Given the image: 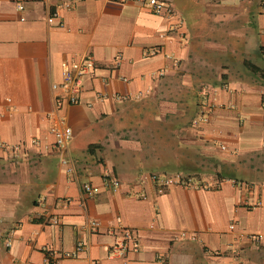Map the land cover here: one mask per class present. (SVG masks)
<instances>
[{
	"label": "crops",
	"instance_id": "crops-1",
	"mask_svg": "<svg viewBox=\"0 0 264 264\" xmlns=\"http://www.w3.org/2000/svg\"><path fill=\"white\" fill-rule=\"evenodd\" d=\"M162 1L0 0V264H264V0ZM87 55L79 102L58 106L62 62ZM125 229L137 247L111 257Z\"/></svg>",
	"mask_w": 264,
	"mask_h": 264
},
{
	"label": "built area",
	"instance_id": "built-area-1",
	"mask_svg": "<svg viewBox=\"0 0 264 264\" xmlns=\"http://www.w3.org/2000/svg\"><path fill=\"white\" fill-rule=\"evenodd\" d=\"M149 4L157 11L162 10H171V6L162 0H149ZM54 15L49 17V21H54ZM158 50L155 48L149 49L147 54L153 55L157 53ZM121 58V55L118 56L117 60ZM95 68V62L92 56L87 55L78 60H64L62 62V79L59 82L53 83L55 89L62 90L60 95L57 97L58 106L66 99L69 103L79 102L80 93L83 89L84 77L91 73ZM208 114L206 112H201L195 118V121L207 120ZM51 133L55 137L54 146L58 151L60 162L65 166L66 170L69 173H77V168L75 165V160L71 150V140L73 137V128L69 123H67L66 117L63 114H59L58 118L53 121L52 126L50 127ZM7 143L0 140V148L7 147ZM154 179L159 181V191H163L166 186L174 183H180L184 185H193L191 179H187L182 175L176 176H158L154 175ZM226 179V178H225ZM230 179V178H227ZM106 185L112 188H117L121 184L120 178L117 176L106 174L104 177ZM231 180L236 184H243L244 182L236 181L231 178ZM82 191L86 194L94 196L100 191V187L91 182H83L81 184ZM55 223L59 222L58 218H54ZM92 226H97L98 221H91ZM234 227V225H231ZM263 234L254 233L252 234V239L254 241H260L263 238ZM134 240L135 236L130 229H125L124 234L121 237H117L110 245L111 252L109 255L112 257L114 255H125L129 248V241ZM7 246L12 245V239H7ZM87 244L83 240H79L73 250H63L59 253L61 257H77L81 251L86 249ZM137 247V243L135 245ZM46 264H56L52 258L50 252L46 253L45 258Z\"/></svg>",
	"mask_w": 264,
	"mask_h": 264
},
{
	"label": "trees",
	"instance_id": "trees-1",
	"mask_svg": "<svg viewBox=\"0 0 264 264\" xmlns=\"http://www.w3.org/2000/svg\"><path fill=\"white\" fill-rule=\"evenodd\" d=\"M245 63L247 64V66L251 67L253 70H259L258 66H256L255 64L253 63H250V61H245ZM194 119V118H193ZM234 179V178H233ZM236 181H240V182H243V180H240V179H235Z\"/></svg>",
	"mask_w": 264,
	"mask_h": 264
},
{
	"label": "rangeland",
	"instance_id": "rangeland-1",
	"mask_svg": "<svg viewBox=\"0 0 264 264\" xmlns=\"http://www.w3.org/2000/svg\"><path fill=\"white\" fill-rule=\"evenodd\" d=\"M241 24V23H240ZM259 161H260V165H262V161H261V156H259L258 158H257ZM256 162V161H255Z\"/></svg>",
	"mask_w": 264,
	"mask_h": 264
}]
</instances>
